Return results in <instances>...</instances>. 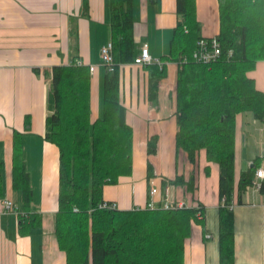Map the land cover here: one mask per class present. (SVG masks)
Here are the masks:
<instances>
[{
  "label": "crops",
  "instance_id": "crops-1",
  "mask_svg": "<svg viewBox=\"0 0 264 264\" xmlns=\"http://www.w3.org/2000/svg\"><path fill=\"white\" fill-rule=\"evenodd\" d=\"M132 5L135 56L147 43L152 59L163 63L165 71L151 99L147 69L133 61L120 65L119 120L133 131V163L129 174L103 186V199L122 210L147 207L151 200L159 206L168 187L170 200L184 201L187 206L201 204V221L191 223L184 241L183 264H220L218 165L208 163L204 150L192 163L175 145L178 66L161 57L169 53L178 19L176 0H132ZM195 5L202 35L216 34L218 1L195 0ZM109 25V0H0V264H67L55 235L59 150L46 137L52 68L76 61L94 66L91 118L101 116L107 68L101 62L100 48L111 41ZM248 75L264 92V60ZM153 135L156 150L148 153L147 142ZM16 154L24 162L32 190L25 210L21 191L13 187ZM258 167L264 168V120L244 111L236 118L230 204L234 264H264V192L252 187L253 177L245 189L237 190L241 174ZM177 174L194 175L193 192L168 182ZM153 186L158 191L151 196ZM6 199L18 212L5 209ZM21 215L26 218L23 225Z\"/></svg>",
  "mask_w": 264,
  "mask_h": 264
},
{
  "label": "trees",
  "instance_id": "trees-1",
  "mask_svg": "<svg viewBox=\"0 0 264 264\" xmlns=\"http://www.w3.org/2000/svg\"><path fill=\"white\" fill-rule=\"evenodd\" d=\"M217 1L219 31L204 36L195 0H176L178 19L169 53L161 59L175 61L178 66L176 150L184 151L192 163L204 150L208 163L218 165L219 260L220 264H234L230 204L236 118L251 111L264 120V92L248 75L264 60V0ZM109 12L114 70L107 71L104 78L101 116L91 118L88 65L76 61L52 68L46 137L59 150L57 242L66 253L67 264H183L184 241L191 223L201 221L197 212L203 213L204 206L122 210L102 205L103 186L129 174L133 163V131L119 120V68L135 57L132 0H109ZM213 36L220 43L219 58L210 63L193 60L198 40ZM184 55L189 60H182ZM143 66L152 99L165 65L151 62ZM156 142L155 135L148 139V153L156 150ZM254 170L241 174L238 192L251 182ZM168 182L181 184L188 192L195 189L193 174L187 178L177 174ZM13 187L21 191L22 209H27L32 190L20 154L14 157ZM261 190L264 192V181ZM25 221L21 215L19 223Z\"/></svg>",
  "mask_w": 264,
  "mask_h": 264
},
{
  "label": "built area",
  "instance_id": "built-area-1",
  "mask_svg": "<svg viewBox=\"0 0 264 264\" xmlns=\"http://www.w3.org/2000/svg\"><path fill=\"white\" fill-rule=\"evenodd\" d=\"M220 49H221L220 43L215 36L211 38H202L198 40L197 47L192 52L191 58L195 60L196 62L210 63L219 58L220 52H221ZM100 57H101V62L107 68V71L112 72L114 70V60H113V55H112V42L111 41L101 46ZM182 60L187 61L189 60V58L186 55H184ZM133 62L135 64L145 65L151 62H157V60L155 61L152 59L150 52H149L148 44L143 43L140 48L139 53L134 57ZM89 73L91 75L95 73L94 66L92 65L89 66ZM263 180H264V168L263 167L255 168L253 180L251 182L252 187L256 189H260L261 182ZM157 191H158L157 187L153 186L149 189V194L153 196L155 193H157ZM168 192H169V188L166 187L165 188V199L159 206H157L154 203V201L151 200L149 201L147 207L151 209L156 208V207L168 209V208H181V207L187 206V204L184 201L170 200L167 197ZM107 204L115 207V204L113 202H108V201H104L102 205L105 206ZM4 207L6 210L18 212L17 207L9 199H6L4 201ZM201 216H202L201 211H198L197 217L200 218Z\"/></svg>",
  "mask_w": 264,
  "mask_h": 264
},
{
  "label": "rangeland",
  "instance_id": "rangeland-1",
  "mask_svg": "<svg viewBox=\"0 0 264 264\" xmlns=\"http://www.w3.org/2000/svg\"><path fill=\"white\" fill-rule=\"evenodd\" d=\"M208 25H211V24L208 23ZM89 75H90V76H93V75H91L90 73H89ZM195 205H199V204L197 203V204H195ZM115 207H116V206H115Z\"/></svg>",
  "mask_w": 264,
  "mask_h": 264
}]
</instances>
